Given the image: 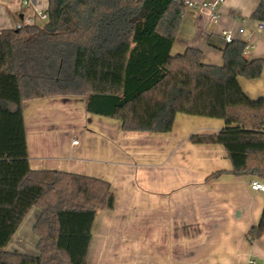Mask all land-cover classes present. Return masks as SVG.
Segmentation results:
<instances>
[{"label": "trees", "instance_id": "obj_1", "mask_svg": "<svg viewBox=\"0 0 264 264\" xmlns=\"http://www.w3.org/2000/svg\"><path fill=\"white\" fill-rule=\"evenodd\" d=\"M185 9L184 0H48L43 24L0 30V264H87L95 217L115 207L106 180L31 169L28 101L84 97L125 131L171 132L178 114L221 119L193 142L224 146L234 175L264 180V96L239 82L260 78L264 58L248 59L239 39L218 47L223 65L194 47L173 54ZM251 18L264 21V0ZM35 207L38 253L8 251ZM248 235H264V210Z\"/></svg>", "mask_w": 264, "mask_h": 264}, {"label": "crops", "instance_id": "obj_2", "mask_svg": "<svg viewBox=\"0 0 264 264\" xmlns=\"http://www.w3.org/2000/svg\"><path fill=\"white\" fill-rule=\"evenodd\" d=\"M191 1L199 5L183 14L173 54L194 47L206 64L223 65L218 47L226 44L225 30L250 45L248 59L264 58V37L251 18L259 0H222L217 22L202 6L215 0ZM47 8L48 0H31L29 6L0 0V30ZM239 82L252 99L264 96V69L260 78ZM24 117L31 169L111 185L115 207L95 217L87 264H264V235L253 241L248 235L264 210V192L250 185L257 177L234 175L224 146L191 139L218 132L223 120L178 114L171 132L125 131L120 120L90 113L84 97L28 101ZM218 171L222 175L211 177ZM39 214L31 209L8 251L38 253V237L29 228L34 232Z\"/></svg>", "mask_w": 264, "mask_h": 264}, {"label": "built area", "instance_id": "obj_3", "mask_svg": "<svg viewBox=\"0 0 264 264\" xmlns=\"http://www.w3.org/2000/svg\"><path fill=\"white\" fill-rule=\"evenodd\" d=\"M184 1L186 4L185 11L187 9L196 8L199 5L197 2H194L191 0H184ZM221 2H222V0H215V1L208 3V4H202V6H208L210 8L211 19L213 21L217 22L220 19V14L217 12L216 8L219 5V3H221ZM30 4H31V0H23L24 6H29ZM185 11H184V13H185ZM47 16L48 15H47L46 11L36 13L32 17L27 18L24 22L17 23L16 28H21L23 26V24H30V25L35 24V23L43 24L46 21ZM40 22H43V23H40ZM244 31H245L244 28H241L239 30L240 33H243ZM256 32L259 36L264 37V21H257ZM222 36L224 37L226 42H231L232 40L235 39L234 36L230 32H227L225 30L222 32ZM249 48H250V45L248 44L247 49H249ZM74 144H78V140H75ZM250 185L254 190L264 192V181L263 180H261L259 178H255L251 181Z\"/></svg>", "mask_w": 264, "mask_h": 264}, {"label": "rangeland", "instance_id": "obj_4", "mask_svg": "<svg viewBox=\"0 0 264 264\" xmlns=\"http://www.w3.org/2000/svg\"><path fill=\"white\" fill-rule=\"evenodd\" d=\"M46 22V21H45ZM40 23H43V22H40ZM260 179V178H259ZM261 180H263V179H261ZM264 181V180H263ZM34 212H36L35 211V209H34ZM31 215H29V217H28V219H27V225L29 226V224H30V222H32V219H31V217H30ZM30 230L29 231H31L32 232V234H34V236H37L36 234H35V232H33V225L32 226H30V228H29ZM36 238V237H35ZM34 245H36V240H34ZM33 247V246H32ZM34 248H35V246H34ZM33 248V249H34ZM23 252H25V253H34L33 252V250H32V252H30V250L29 249H27V248H25L24 250H22Z\"/></svg>", "mask_w": 264, "mask_h": 264}]
</instances>
